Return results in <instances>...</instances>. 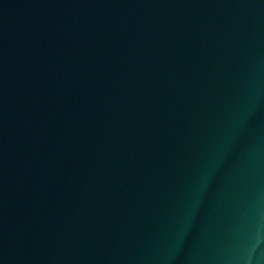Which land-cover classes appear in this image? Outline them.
Here are the masks:
<instances>
[{
  "label": "water",
  "instance_id": "1",
  "mask_svg": "<svg viewBox=\"0 0 264 264\" xmlns=\"http://www.w3.org/2000/svg\"><path fill=\"white\" fill-rule=\"evenodd\" d=\"M0 264H264V0H99Z\"/></svg>",
  "mask_w": 264,
  "mask_h": 264
}]
</instances>
